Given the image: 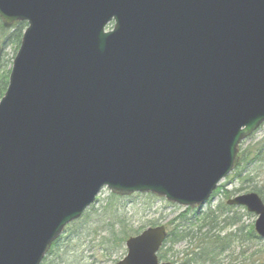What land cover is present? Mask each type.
I'll return each mask as SVG.
<instances>
[{
	"label": "water",
	"instance_id": "water-1",
	"mask_svg": "<svg viewBox=\"0 0 264 264\" xmlns=\"http://www.w3.org/2000/svg\"><path fill=\"white\" fill-rule=\"evenodd\" d=\"M0 19L26 21L0 99V264H41L103 188L201 207L264 122V0H0ZM225 202L264 238L258 193ZM166 237L130 235L113 264H171Z\"/></svg>",
	"mask_w": 264,
	"mask_h": 264
},
{
	"label": "rangeland",
	"instance_id": "rangeland-1",
	"mask_svg": "<svg viewBox=\"0 0 264 264\" xmlns=\"http://www.w3.org/2000/svg\"><path fill=\"white\" fill-rule=\"evenodd\" d=\"M0 21L3 24L2 20ZM1 40L0 38V45L2 44ZM3 53L4 58L7 59L5 67H11L12 60L15 57L13 47L6 46L3 49ZM254 146L261 147L264 151V122L248 138L243 140L239 146V152L247 147ZM241 171L240 176H237L234 172L225 176L220 182V185H223L221 192L215 194L213 198L206 201L201 207L188 212L187 219L183 220V223L199 222L202 220L204 212L214 209L219 203L225 204L227 197L224 194V190L231 191L232 194L230 196H233L236 193H246L251 191V188H257L260 189V196L264 200V159L261 162L246 165ZM236 188H239L240 191L235 190ZM112 195L114 194L108 188L100 190L96 196L95 203L87 207L85 213L63 232L62 235L67 233L65 237L67 236L66 241L69 253L66 257H71V260L75 257V264H113L125 254V240L121 242L108 237L106 234L105 225L109 221H116L121 218L125 228L129 231V235L141 232L151 226V223H156V225L163 224L170 229L172 228V225H170L172 220H177L185 209L184 206L181 207L178 204L169 203L164 197L153 194ZM229 212L236 215V217L241 216L242 222L246 224L247 222L254 223L255 215L245 216L247 211L243 207L236 206ZM114 228H116V234L119 236L118 226L116 225ZM261 243L264 247V239ZM169 244L166 242L164 247H168ZM186 248V241L175 243L173 245V257L169 254L164 261L171 263L172 259L175 261L180 260L183 258V252ZM253 249L249 247L246 249V258L250 259L249 253ZM219 258L222 264H248V260L243 263V257L239 255V248H236V246L227 250ZM235 258L236 260H233Z\"/></svg>",
	"mask_w": 264,
	"mask_h": 264
},
{
	"label": "trees",
	"instance_id": "trees-1",
	"mask_svg": "<svg viewBox=\"0 0 264 264\" xmlns=\"http://www.w3.org/2000/svg\"><path fill=\"white\" fill-rule=\"evenodd\" d=\"M25 26V22H16L13 26L6 28L0 21L2 51L6 46H12L15 55ZM6 61L7 59L4 58V53L2 52L0 59V98L4 95L3 93L8 85L7 81L10 73V67H5L7 65ZM239 158V164L235 168L236 170H234L237 176H240L242 168H245L246 165L263 161L264 151L258 146L247 147L239 153ZM221 189H223V185L217 186L213 196L220 193ZM235 190L240 191L239 188ZM250 190L258 192L259 196L261 194L260 189L251 188ZM224 194H226V197H229L232 192L224 190ZM232 208L234 207H230L226 203H219L214 209L204 212L201 221L183 223V220L187 219L188 212L193 211L188 207L185 208L177 220H172L170 223L172 228L168 230V237L158 252V258L164 261L169 254L173 257V245L186 241L187 248L183 252V258L176 261L172 259V264H222L219 256L230 248H235V246L239 248V255L243 257V263H246L248 260V264H264V247L261 243L263 238L258 237L256 232H254L252 223L247 222L246 224L242 222L241 216L236 217V215L230 214L229 211ZM245 216H252V213L247 211ZM122 222L121 218L116 221H109L105 225L107 236L122 242L132 235H129V231ZM151 224L156 225V223ZM116 225L119 228L117 231H119L120 237L116 234V228H114ZM68 227L70 226L68 225L66 228ZM137 233L139 232H135L134 234ZM65 235L56 239L41 264H75V257L73 260H71V257H66L69 252L66 241L67 236L65 237ZM166 242L170 243L168 247H164ZM248 247L254 248L249 253L250 259L246 258V249ZM233 260H236V258Z\"/></svg>",
	"mask_w": 264,
	"mask_h": 264
}]
</instances>
